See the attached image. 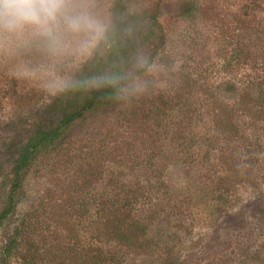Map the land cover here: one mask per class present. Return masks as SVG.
<instances>
[{"label":"rangeland","instance_id":"rangeland-1","mask_svg":"<svg viewBox=\"0 0 264 264\" xmlns=\"http://www.w3.org/2000/svg\"><path fill=\"white\" fill-rule=\"evenodd\" d=\"M121 2L128 16L161 12L151 44L140 48L133 35L125 70L154 54L155 70L139 76L146 90L74 121L20 178L12 203L18 151L51 122L62 92L16 75L18 59L0 51V211L10 212L0 264H94L97 248L113 253V264H264V102L245 88L261 74L225 68L233 19L252 28V1ZM96 3L109 9L108 0ZM180 3L195 7L191 16L176 14ZM255 4L253 29L264 39V0ZM123 204L131 218L115 210ZM106 220L113 233H99ZM19 242L32 262L10 251Z\"/></svg>","mask_w":264,"mask_h":264},{"label":"clouds","instance_id":"clouds-1","mask_svg":"<svg viewBox=\"0 0 264 264\" xmlns=\"http://www.w3.org/2000/svg\"><path fill=\"white\" fill-rule=\"evenodd\" d=\"M117 23L98 11L96 0H0V51L18 59L14 73L42 82L52 96L69 89L110 90L127 101L146 90L136 71H154L147 57L133 71L119 66L84 79L66 75L98 61L112 49Z\"/></svg>","mask_w":264,"mask_h":264},{"label":"trees","instance_id":"trees-1","mask_svg":"<svg viewBox=\"0 0 264 264\" xmlns=\"http://www.w3.org/2000/svg\"><path fill=\"white\" fill-rule=\"evenodd\" d=\"M252 4V28L248 21L242 22L240 19L235 20V33L237 41L234 45L225 50L228 57V64L225 65L227 69L229 66L237 68L245 67L253 73L259 72L261 76L252 77L248 79L246 90L250 91L255 98H260L264 102V39L261 35L253 29L254 17L253 10L259 4H255V0H251ZM109 9L102 5V11L108 10V16L113 18L117 23L118 31L113 36V46L111 51L99 59L98 61L87 62L81 72L77 73L75 79H84L92 75L103 73L106 70L119 66L121 70H126V65L130 56L137 52V46L134 43L133 35L139 34L141 40L140 48H145L151 44L154 38V33L159 30V17L161 16L160 9L157 11H141V13H133L128 16L125 14V6L121 0H108ZM176 14L181 17L191 16L195 7L193 5L180 3L176 5ZM101 11V13H102ZM204 15L206 12L211 11L208 8H203ZM128 23V25L126 24ZM127 37V38H126ZM155 55L150 57L149 63L153 61ZM224 61L226 59H223ZM136 71L135 75L140 76L143 72ZM243 98V97H241ZM113 93L110 90H84V89H69L61 93L48 108V116L50 121L44 126L38 127L29 137L28 141L18 151V157L14 162L13 167V185L10 193L9 202H13L12 194L20 187V178L27 173L31 164L37 159L42 151L50 150L59 145L65 138V133L74 121L83 117L87 112L95 110V107L100 104H110L114 101ZM258 101V99H254ZM126 204L117 207L115 210L123 212L126 216L130 217L129 205ZM9 209L0 211V226L9 215ZM131 218V217H130ZM104 222L99 233H113L109 232L110 226ZM117 233L121 231L122 223H118ZM137 228V226H136ZM123 239V237H121ZM120 239V240H121ZM119 240V241H120ZM111 243L116 244V239L111 234ZM17 245V246H16ZM10 247V251L18 254L20 261L32 262L30 257L29 248L23 242H19ZM102 249H96V255L93 257L92 263L94 264H113V253H104Z\"/></svg>","mask_w":264,"mask_h":264}]
</instances>
